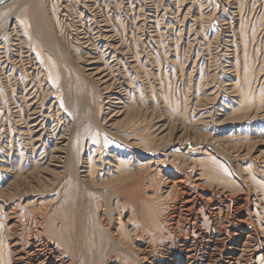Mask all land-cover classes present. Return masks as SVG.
I'll return each instance as SVG.
<instances>
[{"label":"rangeland","instance_id":"374dc122","mask_svg":"<svg viewBox=\"0 0 264 264\" xmlns=\"http://www.w3.org/2000/svg\"><path fill=\"white\" fill-rule=\"evenodd\" d=\"M43 4L63 62L0 0V264H264V0Z\"/></svg>","mask_w":264,"mask_h":264},{"label":"bare ground","instance_id":"6f19581e","mask_svg":"<svg viewBox=\"0 0 264 264\" xmlns=\"http://www.w3.org/2000/svg\"><path fill=\"white\" fill-rule=\"evenodd\" d=\"M27 1V10L30 11V14L35 18L36 20V24L34 25V29H35V33L37 34L36 37H39L41 38L43 41H45L46 45H47V50H49L52 55L56 56L58 60H67V51L65 49V47L63 46V44L55 38V36L52 34L53 33V30L51 29L50 25H49V21L44 17L43 15V11H44V4H43V0H26ZM64 48V49H63ZM48 52V51H47ZM50 53V54H51ZM67 55V56H66ZM69 59V58H68ZM69 61V60H68ZM63 62V61H62ZM31 100V99H30ZM75 131V130H74ZM184 189V188H183ZM192 191V190H191ZM195 193V192H194ZM219 193V192H218ZM189 194V193H188ZM183 195V194H182ZM218 195V194H217ZM201 196V195H200ZM199 196V197H200ZM202 197V196H201ZM203 199L202 200H205L204 197H202ZM185 199V198H184ZM210 199V198H209ZM183 200V199H182ZM186 202L187 204L189 205H193L194 203H191V197L190 196H187L186 197ZM194 202V201H193ZM206 202V200H205ZM211 202V201H210ZM181 205V204H180ZM195 205V204H194ZM198 205V204H196ZM200 205V204H199ZM205 205V204H204ZM208 205V203H207ZM206 205V206H207ZM187 206V205H186ZM209 206V205H208ZM183 207V206H182ZM190 207V206H189ZM188 207V210H190ZM219 207V206H218ZM248 207V206H247ZM199 208V207H198ZM211 208V207H210ZM216 208V207H214ZM182 209V208H181ZM187 209V208H186ZM200 209H201V206H200ZM207 209V208H206ZM213 209V208H212ZM183 210V209H182ZM193 211V210H192ZM209 211V209H208ZM207 211V213H208ZM211 211V209H210ZM191 212V211H190ZM189 212V213H190ZM194 212V211H193ZM199 212V211H198ZM201 212V211H200ZM199 212V213H200ZM213 212V211H212ZM198 213V214H199ZM210 213V212H209ZM208 213V214H209ZM187 214V213H186ZM185 214V215H186ZM197 214V213H196ZM189 215V214H187ZM204 216V215H203ZM208 216V215H207ZM210 216V215H209ZM197 217V216H196ZM191 218V216L189 217V219ZM195 218V217H194ZM198 218V217H197ZM188 219V220H189ZM204 220V219H203ZM187 221V220H186ZM197 221V220H196ZM200 221V220H199ZM205 222V221H203ZM194 224V223H193ZM205 224V223H204ZM208 224V223H207ZM211 224V223H210ZM40 225V224H39ZM200 225V224H198ZM206 225V224H205ZM191 226V225H190ZM195 226H197L195 224ZM57 227V226H56ZM201 227V226H200ZM203 228V227H201ZM193 229V228H192ZM197 229V228H195ZM194 229V231H195ZM191 230V229H190ZM201 231V230H200ZM199 232V231H198ZM200 233V232H199ZM40 235H42L43 233L42 232H39ZM250 235V234H249ZM30 239V238H29ZM19 241V240H18ZM15 244V242H14ZM19 244V243H17ZM15 244V245H17ZM33 247L34 250H32L33 252V257H34V260H33V263L31 264H45L42 256L40 255V251H39V247L36 243H32L30 244ZM44 245V244H43ZM16 247V246H15ZM14 247V248H15ZM258 247V246H257ZM21 247L19 248V250L16 251V263L19 264L20 260L22 259V256H21ZM32 249V248H31ZM47 249V248H46ZM79 249V248H78ZM51 250V249H50ZM27 251V250H25ZM15 252V250H14ZM52 252V251H51ZM24 253V252H23ZM29 253V252H28ZM11 254V253H10ZM15 254V253H14ZM28 255V254H27ZM29 256V255H28ZM30 257V256H29ZM29 259V258H28ZM23 260V259H22ZM28 261V260H27ZM53 264V263H52Z\"/></svg>","mask_w":264,"mask_h":264}]
</instances>
